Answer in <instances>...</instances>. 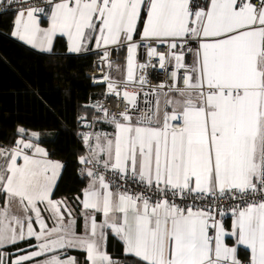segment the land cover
I'll list each match as a JSON object with an SVG mask.
<instances>
[{"label":"snow or ice","instance_id":"obj_1","mask_svg":"<svg viewBox=\"0 0 264 264\" xmlns=\"http://www.w3.org/2000/svg\"><path fill=\"white\" fill-rule=\"evenodd\" d=\"M3 15L50 60L126 55L54 133L76 142L74 195L40 132L0 143V264H264V0H0Z\"/></svg>","mask_w":264,"mask_h":264},{"label":"trees","instance_id":"obj_2","mask_svg":"<svg viewBox=\"0 0 264 264\" xmlns=\"http://www.w3.org/2000/svg\"><path fill=\"white\" fill-rule=\"evenodd\" d=\"M13 17L0 16V143H11L18 126L41 133L42 146L67 167L58 185V195H74L80 187L75 173V140L69 127L81 105L93 97H101L104 88L91 84L86 73L91 69L96 53L70 60H50L10 38ZM62 52V47L58 48ZM120 51L118 61L123 60ZM59 65V66H57ZM25 81L36 89L44 103L25 94ZM241 256L246 253L241 251Z\"/></svg>","mask_w":264,"mask_h":264},{"label":"built area","instance_id":"obj_3","mask_svg":"<svg viewBox=\"0 0 264 264\" xmlns=\"http://www.w3.org/2000/svg\"><path fill=\"white\" fill-rule=\"evenodd\" d=\"M118 58H119V49H117V55L112 57L113 64L118 61ZM143 58H144V49H141L140 56L138 57V59L140 60V62H143ZM97 65H100V67L98 68ZM109 72L110 70L100 61V57L97 55L96 58L93 60L91 69L86 73V76L87 78H90V77L99 78L102 75L109 74ZM148 76H149V80L152 81L153 85H155L158 81L164 80L166 78L164 75H158L157 73H154L152 70H149ZM89 80L92 85L101 86L104 88L103 84L93 83L91 79ZM110 107L112 108L117 107V102L115 99L111 100ZM127 187H129L131 191L135 192V191L141 190L143 186L133 183L132 181H129Z\"/></svg>","mask_w":264,"mask_h":264},{"label":"crops","instance_id":"obj_4","mask_svg":"<svg viewBox=\"0 0 264 264\" xmlns=\"http://www.w3.org/2000/svg\"><path fill=\"white\" fill-rule=\"evenodd\" d=\"M10 38L13 39L14 41H16L17 43H19L20 45L24 46L25 48H27V49H29V50L35 52V51L32 50L29 46L24 45L22 42H19V41L15 40V39L12 38L11 36H10ZM120 51H121V50H119V53H120ZM35 53H36V52H35ZM91 53H96V52L93 51V52L85 53V54H91ZM124 53H125V52H124ZM41 55H42V54H41ZM81 55H84V54H81ZM125 55H126V53H125ZM124 57H125V56H124ZM116 64H118L119 67H122V69L124 70V58H123V60H121V61H117V62H115V63L113 64V67H115ZM122 72H123V71H122ZM110 74H111V76H112L115 80H120V79H122V73H121L119 76H117V74L113 71V68L110 70ZM224 219H225V223H226V224H229V223H230V218H229V217H225ZM242 252L245 253L243 250H242Z\"/></svg>","mask_w":264,"mask_h":264},{"label":"rangeland","instance_id":"obj_5","mask_svg":"<svg viewBox=\"0 0 264 264\" xmlns=\"http://www.w3.org/2000/svg\"><path fill=\"white\" fill-rule=\"evenodd\" d=\"M117 65H118V64H116V66L113 67V71L117 74V76H119V75L122 73L123 69H122V67H120V71H117V70H116ZM112 78H113V77H112ZM113 79H114V78H113Z\"/></svg>","mask_w":264,"mask_h":264}]
</instances>
